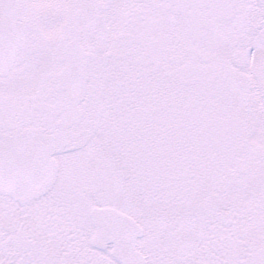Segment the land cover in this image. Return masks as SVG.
<instances>
[{
	"label": "snow or ice",
	"instance_id": "6c2138e0",
	"mask_svg": "<svg viewBox=\"0 0 264 264\" xmlns=\"http://www.w3.org/2000/svg\"><path fill=\"white\" fill-rule=\"evenodd\" d=\"M0 264H264V0H0Z\"/></svg>",
	"mask_w": 264,
	"mask_h": 264
}]
</instances>
